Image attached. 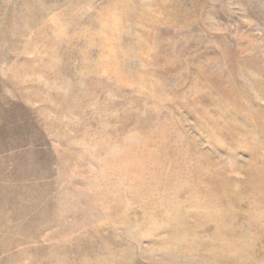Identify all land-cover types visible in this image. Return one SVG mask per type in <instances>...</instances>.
Instances as JSON below:
<instances>
[{
	"label": "rangeland",
	"instance_id": "374dc122",
	"mask_svg": "<svg viewBox=\"0 0 264 264\" xmlns=\"http://www.w3.org/2000/svg\"><path fill=\"white\" fill-rule=\"evenodd\" d=\"M0 264H264V0H0Z\"/></svg>",
	"mask_w": 264,
	"mask_h": 264
}]
</instances>
